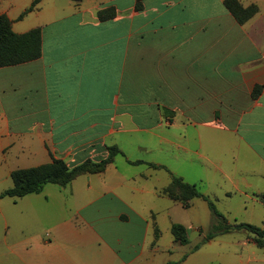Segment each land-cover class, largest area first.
<instances>
[{
    "label": "crops",
    "instance_id": "crops-1",
    "mask_svg": "<svg viewBox=\"0 0 264 264\" xmlns=\"http://www.w3.org/2000/svg\"><path fill=\"white\" fill-rule=\"evenodd\" d=\"M225 1L0 0L16 34L43 35L40 59L0 68V195L16 170L120 150L102 173L1 198L0 264H187L213 217L162 194L172 175L264 229V0H238L258 8L243 25Z\"/></svg>",
    "mask_w": 264,
    "mask_h": 264
},
{
    "label": "trees",
    "instance_id": "trees-1",
    "mask_svg": "<svg viewBox=\"0 0 264 264\" xmlns=\"http://www.w3.org/2000/svg\"><path fill=\"white\" fill-rule=\"evenodd\" d=\"M144 1L137 0L136 9L138 11L144 9ZM38 2L36 1L28 12L32 11ZM225 6L241 25L258 13L256 6L244 8L238 0H226ZM115 15V12L106 10L99 13V18L102 21H107L113 19ZM42 49L43 35L40 29L18 35L13 31L9 18L0 16V68L38 60L42 56ZM258 91L259 88L255 90V95ZM119 153L118 148L112 147L109 148V157L101 162L86 161L81 165L70 167L66 162L55 159L53 162L39 167L16 170L12 173L13 187L4 191L0 195V199L5 197L22 198L30 194H38L48 184L66 187L82 175L104 172ZM152 166L157 167L156 165ZM162 194L175 202L181 203L184 208L191 207L194 199H203L208 203L213 216L212 230L201 244L194 247L192 252H197L203 245L218 235L228 234L236 230L248 231L253 235L254 243L259 248L264 249V229L242 222L230 224L228 219L218 211L215 202L205 196L196 185L188 184L182 178L172 175L171 184L162 191ZM259 198L264 202V193ZM172 233L176 242L182 245L189 243V233L184 226L173 225Z\"/></svg>",
    "mask_w": 264,
    "mask_h": 264
},
{
    "label": "rangeland",
    "instance_id": "rangeland-1",
    "mask_svg": "<svg viewBox=\"0 0 264 264\" xmlns=\"http://www.w3.org/2000/svg\"><path fill=\"white\" fill-rule=\"evenodd\" d=\"M1 190H6L4 187ZM229 203L217 204L216 207L220 213L229 208ZM230 224L241 222L238 219H230L224 215ZM213 217V216H212ZM213 219V218H212ZM212 219H201L203 231L200 234H191V241L184 249L187 253H193L191 250L212 230ZM260 222V221H258ZM212 242V244H209ZM203 245L200 249L202 252L195 255L187 264H264V249L259 248L251 235L246 230H236L228 234H221L213 240Z\"/></svg>",
    "mask_w": 264,
    "mask_h": 264
}]
</instances>
